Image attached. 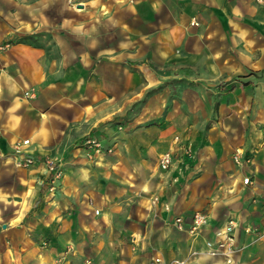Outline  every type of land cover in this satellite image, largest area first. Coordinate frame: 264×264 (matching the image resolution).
Masks as SVG:
<instances>
[{"label": "crops", "instance_id": "1", "mask_svg": "<svg viewBox=\"0 0 264 264\" xmlns=\"http://www.w3.org/2000/svg\"><path fill=\"white\" fill-rule=\"evenodd\" d=\"M91 3L98 16L148 25L166 16L160 35L172 36L173 52L186 36L197 51L210 50L204 79L232 83L222 93L227 107L209 121L211 111L165 109L164 97L156 104L161 90L127 119L140 84L161 81L147 74V63H158L143 47L151 33L137 29L130 38L136 62L121 61L115 44H104L100 22L84 16H61L55 27L47 16H0V264H149L154 257L158 264H226L206 240L230 218L241 248L235 261L264 264V0ZM196 114L205 117L189 118ZM87 134L101 139L102 152H89ZM25 138L36 162L20 167L14 145ZM237 149L248 161L234 162ZM166 150L174 162L164 170L158 158ZM45 157L62 167L53 189ZM197 210L207 223L192 233Z\"/></svg>", "mask_w": 264, "mask_h": 264}, {"label": "rangeland", "instance_id": "2", "mask_svg": "<svg viewBox=\"0 0 264 264\" xmlns=\"http://www.w3.org/2000/svg\"><path fill=\"white\" fill-rule=\"evenodd\" d=\"M91 2L92 0H0V16H41V20H44L45 16H47L46 22H52L54 27L57 26L59 20H61V16H84V19L86 20L85 23H89L90 25L94 22H100L101 29H103L102 38L104 39V44L110 46L115 44L114 47H116L117 55L121 61H135L134 59H131L134 55L131 54V49H134L137 44H133L135 41L132 42L130 38H136V35L139 34H136L137 29H144L146 33H151V43L148 44L147 48L146 45L143 47L146 52H150V59L153 61L157 60L158 63L148 62L147 74L148 78L159 79L161 81L155 83L154 87H145L144 84H140L142 81L138 83L140 84L139 87H142L143 89L141 92L139 91V95H136L139 96L138 99L134 101L128 109V112L126 113L127 119L128 116L134 114L142 105H144L152 94L161 90H163L164 93L161 95V98L156 101V104H161V99L164 97L166 99V101H164L165 109L174 107L177 111V108L180 107L182 109L181 112L185 111V113L196 112V109H198L202 115H206L211 111L212 117L209 118V121L214 119L215 114H218L221 104H224V107H227V99L229 100V98L227 96L223 98L222 93L231 90L232 88L230 89V85L232 83H216L215 85H211L208 84V79H204L208 78V72L210 70L205 68L206 64L212 58L210 50H205L202 47L197 51V47H194L196 40L193 41L191 37L186 36L181 37L180 51H177L175 45V51L173 52L171 50L173 47L172 36L167 37L160 35L161 31L159 25L165 21L164 19L166 16H155V19L152 20L150 25H148V22L142 23L135 16H98V14H96L95 6ZM109 6L107 4L101 5L102 12L107 13ZM114 7L115 6H113V8ZM38 20L39 18L37 21ZM189 23L193 27L200 25V22L196 17H192ZM149 36L150 35H147L146 37L148 38ZM150 40L147 42L149 43ZM204 40L205 38L199 40L201 46H205L206 40ZM160 48L162 49L161 52ZM230 48L234 49L232 45H230ZM248 58L247 61L251 60L250 55H248ZM130 64L131 63L129 62L127 65L130 66ZM237 76L241 75L239 74L235 77ZM142 77L145 78L144 72H142ZM122 87H128V84L127 86L123 85ZM221 98L225 100V102L222 103ZM200 116L201 114H196L193 117L190 115L189 118L196 121V119L205 117ZM116 129L121 131L124 127L122 124H117ZM88 139L100 142L101 146L100 150L97 151L93 148L90 149L89 152H102L103 145L100 138L97 136L94 137L92 134H87L84 137V144L92 147L89 145L90 143H87ZM21 143L22 141L14 145V153L16 155H22L16 162L20 167L31 166L36 160L32 156L34 159L32 164L25 165L23 163V156L27 153L24 150L25 146L21 145ZM186 148L189 150L188 147ZM108 150L110 149L107 148V151ZM88 157H90L89 154ZM47 160L54 162L57 170H60V175L58 177H55L53 172L49 169L46 162ZM44 162L49 172V187L55 188L62 174L60 162L47 157L44 158Z\"/></svg>", "mask_w": 264, "mask_h": 264}, {"label": "built area", "instance_id": "3", "mask_svg": "<svg viewBox=\"0 0 264 264\" xmlns=\"http://www.w3.org/2000/svg\"><path fill=\"white\" fill-rule=\"evenodd\" d=\"M23 96L25 97H32L33 92L30 90H25L23 93ZM175 140L179 141V136H175ZM87 143L94 148V150H100V142H97L95 140L88 139ZM30 144V139L25 138L22 140L21 145L27 147ZM19 151V150H17ZM186 152H189V150L186 148ZM23 153V152H22ZM90 155V154H89ZM233 160L236 164H242L243 161H248L247 158H243L242 151L237 149L235 153L233 154ZM34 162V159L30 155H24L23 156V163L25 165H30ZM49 169L53 172L55 177H58L60 175V170H57V167L54 162L47 160ZM174 162V154L170 150H166L163 153L160 154L158 158V166L161 169H168ZM251 180L248 176L243 178V183L247 184ZM53 188V187H52ZM157 198L155 197L154 200ZM95 212H98L96 210ZM207 214L203 211L197 210L194 211L191 217V225L189 227V231L192 233H197L199 230L202 229V227L207 223ZM174 224L175 226L182 230L184 229L183 226V218L181 216H176L174 218ZM236 227L235 220L230 218L226 222V224L220 228H217L214 231V237L206 240V245L208 246V249L214 253V254H220L225 258L226 264H237L235 262V255L241 250L240 247L236 244V238L234 234V230ZM160 262L159 257H154L150 260L149 264H158ZM176 263H182V261H175ZM86 264H90L89 260L85 261Z\"/></svg>", "mask_w": 264, "mask_h": 264}]
</instances>
